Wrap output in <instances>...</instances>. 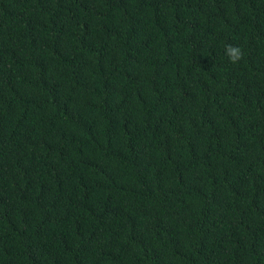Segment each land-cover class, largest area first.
I'll list each match as a JSON object with an SVG mask.
<instances>
[{"label": "trees", "instance_id": "1", "mask_svg": "<svg viewBox=\"0 0 264 264\" xmlns=\"http://www.w3.org/2000/svg\"><path fill=\"white\" fill-rule=\"evenodd\" d=\"M0 264H264V0H0Z\"/></svg>", "mask_w": 264, "mask_h": 264}, {"label": "clouds", "instance_id": "2", "mask_svg": "<svg viewBox=\"0 0 264 264\" xmlns=\"http://www.w3.org/2000/svg\"><path fill=\"white\" fill-rule=\"evenodd\" d=\"M225 55L227 56L230 62L235 63L241 57V50L238 47L227 45L225 47Z\"/></svg>", "mask_w": 264, "mask_h": 264}]
</instances>
